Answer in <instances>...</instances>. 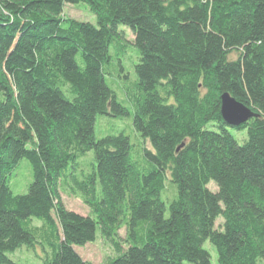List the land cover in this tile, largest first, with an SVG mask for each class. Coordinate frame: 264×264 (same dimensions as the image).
<instances>
[{
  "label": "trees",
  "instance_id": "obj_1",
  "mask_svg": "<svg viewBox=\"0 0 264 264\" xmlns=\"http://www.w3.org/2000/svg\"><path fill=\"white\" fill-rule=\"evenodd\" d=\"M78 3L95 25L64 17ZM226 92L246 123L223 120ZM98 115L127 122L97 137ZM97 231L107 264H212L206 241L216 264H264V0H0V264L23 245L93 264L75 246Z\"/></svg>",
  "mask_w": 264,
  "mask_h": 264
},
{
  "label": "rangeland",
  "instance_id": "obj_2",
  "mask_svg": "<svg viewBox=\"0 0 264 264\" xmlns=\"http://www.w3.org/2000/svg\"><path fill=\"white\" fill-rule=\"evenodd\" d=\"M63 15L66 18L76 19L87 21L92 24H96V17L91 12L89 7L84 3L78 4H67L64 8ZM125 38L132 40V33L128 30L124 31ZM137 62L135 52L133 50H128L124 58L125 68L133 74V64ZM127 121H122L119 117H106L103 115H98L95 125V133L97 137L107 135L109 133H116L125 126ZM235 138L239 143L243 142V135L240 132L232 131ZM92 152L88 153V159L92 156ZM90 156V157H89ZM86 160V161H87ZM29 164L25 160H22L16 166L14 177L12 178V186L16 189L23 192H26V184L31 181V170H29ZM29 183V182H28ZM211 188H214L211 185ZM60 197L63 205L68 210L78 212L83 215L90 214L88 206L84 203L82 196L76 190L70 189L67 186L60 187ZM20 193V192H19ZM220 220L217 221V224ZM37 223V222H36ZM119 243L121 245V251H124L126 244L124 243L125 230L122 228L119 230ZM204 248H206L211 255L212 264H216L217 256L213 246L206 241L204 243ZM75 250L79 255L86 261L93 264H107L109 260L116 258L119 255V251L110 244L106 239L100 236V233L96 232V239L94 242L86 244L85 246H75ZM49 253V248L42 247L41 245L34 248H30L26 245L21 246L16 249L14 252L9 253V258L13 261L14 264H44V258L46 254Z\"/></svg>",
  "mask_w": 264,
  "mask_h": 264
},
{
  "label": "water",
  "instance_id": "obj_3",
  "mask_svg": "<svg viewBox=\"0 0 264 264\" xmlns=\"http://www.w3.org/2000/svg\"><path fill=\"white\" fill-rule=\"evenodd\" d=\"M221 116L227 124L239 126L253 117L254 113L226 92L221 95Z\"/></svg>",
  "mask_w": 264,
  "mask_h": 264
}]
</instances>
